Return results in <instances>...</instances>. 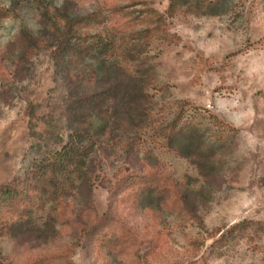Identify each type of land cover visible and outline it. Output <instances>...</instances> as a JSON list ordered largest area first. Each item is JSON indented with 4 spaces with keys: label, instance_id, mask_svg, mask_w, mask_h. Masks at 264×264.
Wrapping results in <instances>:
<instances>
[{
    "label": "rangeland",
    "instance_id": "1",
    "mask_svg": "<svg viewBox=\"0 0 264 264\" xmlns=\"http://www.w3.org/2000/svg\"><path fill=\"white\" fill-rule=\"evenodd\" d=\"M1 1L16 12L0 22V184L67 141L73 94L103 87L81 76L83 64H56L39 1ZM43 1L74 14L116 2L135 14L164 13L171 0ZM235 2L221 13L190 4L165 13L139 70L125 69L142 77L143 122L103 136L84 182L36 213L51 225L2 234L0 262L264 264V0ZM178 113L207 133L199 150L169 144L161 128ZM144 172L160 181L152 200L133 182ZM242 220L262 226L219 240Z\"/></svg>",
    "mask_w": 264,
    "mask_h": 264
},
{
    "label": "trees",
    "instance_id": "2",
    "mask_svg": "<svg viewBox=\"0 0 264 264\" xmlns=\"http://www.w3.org/2000/svg\"><path fill=\"white\" fill-rule=\"evenodd\" d=\"M37 1L46 22L44 25L54 35L56 64L64 68H70L74 63L83 64L81 76L90 75L103 87L93 92L82 90L73 94L69 104L72 123L67 141L45 154L23 174L0 184V236L38 231L43 225H51L49 221H40L36 213L44 211L47 205L53 212L57 200L71 195L84 182L103 136L117 129H132L143 122L145 117L137 114L146 97L142 92V77L125 69L137 63L138 69L135 70H139L153 37L166 31L165 13L173 16L185 4H190L197 12L221 13L236 4L235 0H171L164 13L147 5L145 10L134 14L125 5L113 2L108 7L74 14L67 3L52 10L43 0ZM15 12L16 8L0 0V22ZM146 70H149L148 66ZM180 120L178 113L161 128L169 144L188 149V152L199 150L207 133L198 124L187 127L189 122L183 124ZM132 178L135 184L138 183L140 194L151 200L155 198L160 181L153 184L157 178L154 173L144 172ZM167 191H171L170 185H167ZM162 196L164 193L158 194V197ZM252 222L262 226V221L242 220L222 233L219 240L236 238L237 232L246 230ZM50 258L45 256L44 259ZM41 262L38 259L34 264ZM19 263L22 264L17 261L9 264Z\"/></svg>",
    "mask_w": 264,
    "mask_h": 264
}]
</instances>
